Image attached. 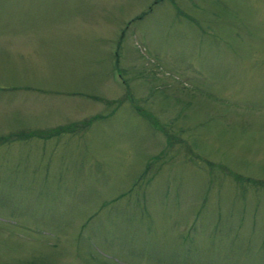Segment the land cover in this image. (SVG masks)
Segmentation results:
<instances>
[{
	"label": "rangeland",
	"instance_id": "1",
	"mask_svg": "<svg viewBox=\"0 0 264 264\" xmlns=\"http://www.w3.org/2000/svg\"><path fill=\"white\" fill-rule=\"evenodd\" d=\"M0 264H264V0H0Z\"/></svg>",
	"mask_w": 264,
	"mask_h": 264
}]
</instances>
